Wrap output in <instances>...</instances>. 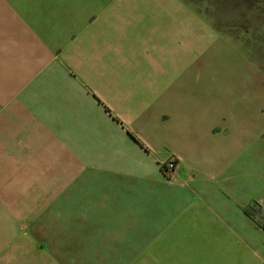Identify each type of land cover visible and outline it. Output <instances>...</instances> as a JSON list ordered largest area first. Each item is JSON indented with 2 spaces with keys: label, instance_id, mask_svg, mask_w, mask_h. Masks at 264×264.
<instances>
[{
  "label": "crops",
  "instance_id": "obj_1",
  "mask_svg": "<svg viewBox=\"0 0 264 264\" xmlns=\"http://www.w3.org/2000/svg\"><path fill=\"white\" fill-rule=\"evenodd\" d=\"M67 3L0 0V264H50L48 242L35 238L28 218L33 204L21 209L19 197H57L44 213L86 202L88 221L99 224L109 212L119 219L136 196L152 207L158 239L176 228L201 236L215 227L214 214L195 203L193 186L218 196L236 178L240 121L231 114L225 122L217 91L199 98L193 77L178 81L208 49L193 18L177 7L146 17L141 3L126 0ZM188 37L193 48L180 45ZM171 156L179 167L167 183L160 166ZM218 201L213 211L227 220L220 209L228 204ZM251 249L241 257L264 259Z\"/></svg>",
  "mask_w": 264,
  "mask_h": 264
},
{
  "label": "rangeland",
  "instance_id": "obj_2",
  "mask_svg": "<svg viewBox=\"0 0 264 264\" xmlns=\"http://www.w3.org/2000/svg\"><path fill=\"white\" fill-rule=\"evenodd\" d=\"M48 1L51 6L64 9L63 2H69L70 6L75 0ZM48 1L45 0V4ZM126 1L141 3L146 17L154 16L156 11L166 12L167 7H177L179 17L193 18L194 32L209 36L208 47H205L208 49L194 57L178 81L184 80L185 75L193 77L190 81L199 98L208 96L211 99L217 91L223 97L219 100L222 102L219 108L225 115V122L230 124L231 114H235L236 122L240 121L243 148L232 168L236 178L230 187H221L218 196L209 188L210 195L206 197L207 189L202 183L193 186L195 203L211 210L212 217L214 214L210 221L215 227L210 231L202 230L201 236H196L194 229L176 228L172 238L158 239L155 233L159 230L150 228L152 207L136 203V196L130 197L119 219L109 212L108 218L105 214L106 219L99 224L95 218L88 221L83 209L86 202L76 205L75 212L44 213L40 211L57 197H19L21 209H29V204H33L28 218L33 215L35 238L48 242L50 264H264V259H247L240 255L248 250L251 252L253 247L264 256V0ZM180 45L193 48V41L188 37L180 40ZM197 70H200L198 74ZM217 83L221 84L220 88L215 86ZM171 159L175 162L173 169L168 167ZM178 167L176 156L161 164L163 181H174ZM228 181L229 178L225 183ZM129 189L133 195L137 186ZM204 199H209V205ZM218 199L221 204L224 201L228 204L227 210L220 209L227 220L221 221L222 217L213 211ZM141 208L145 210L141 212ZM109 218L112 221L108 222ZM121 221H125L124 228L120 227ZM87 222L89 224H85ZM73 229L80 232V238L71 235Z\"/></svg>",
  "mask_w": 264,
  "mask_h": 264
},
{
  "label": "built area",
  "instance_id": "obj_3",
  "mask_svg": "<svg viewBox=\"0 0 264 264\" xmlns=\"http://www.w3.org/2000/svg\"><path fill=\"white\" fill-rule=\"evenodd\" d=\"M170 162V163H169ZM168 162V167L169 169H173V167L175 166V162L173 159H171L170 161Z\"/></svg>",
  "mask_w": 264,
  "mask_h": 264
}]
</instances>
